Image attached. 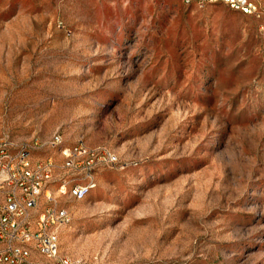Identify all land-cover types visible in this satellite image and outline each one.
<instances>
[{
  "label": "rangeland",
  "instance_id": "rangeland-1",
  "mask_svg": "<svg viewBox=\"0 0 264 264\" xmlns=\"http://www.w3.org/2000/svg\"><path fill=\"white\" fill-rule=\"evenodd\" d=\"M248 1L0 0V141L61 132L117 155L84 199L58 193L73 260L264 264V0Z\"/></svg>",
  "mask_w": 264,
  "mask_h": 264
},
{
  "label": "built area",
  "instance_id": "built-area-1",
  "mask_svg": "<svg viewBox=\"0 0 264 264\" xmlns=\"http://www.w3.org/2000/svg\"><path fill=\"white\" fill-rule=\"evenodd\" d=\"M193 1L255 9L248 0H185ZM49 149L59 150L63 164L53 155L34 157L36 150ZM116 161L117 155L105 147L68 145L61 132L21 143L1 140L0 264H82L61 250L59 231L72 215L58 206V193L84 199L97 186V170Z\"/></svg>",
  "mask_w": 264,
  "mask_h": 264
}]
</instances>
